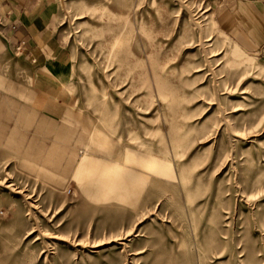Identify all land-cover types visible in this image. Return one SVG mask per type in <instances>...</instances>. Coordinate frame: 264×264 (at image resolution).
<instances>
[{
    "label": "rangeland",
    "instance_id": "obj_1",
    "mask_svg": "<svg viewBox=\"0 0 264 264\" xmlns=\"http://www.w3.org/2000/svg\"><path fill=\"white\" fill-rule=\"evenodd\" d=\"M58 120L0 14V264H264V58L211 0H56Z\"/></svg>",
    "mask_w": 264,
    "mask_h": 264
},
{
    "label": "crops",
    "instance_id": "obj_2",
    "mask_svg": "<svg viewBox=\"0 0 264 264\" xmlns=\"http://www.w3.org/2000/svg\"><path fill=\"white\" fill-rule=\"evenodd\" d=\"M218 28L248 52L264 58V0H211ZM0 14L12 46L32 79L31 106L58 120L64 109V82L71 69L60 31L56 0H0Z\"/></svg>",
    "mask_w": 264,
    "mask_h": 264
}]
</instances>
